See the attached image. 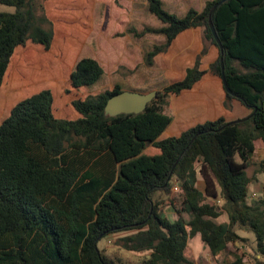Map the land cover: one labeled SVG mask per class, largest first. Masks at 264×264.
Here are the masks:
<instances>
[{
  "label": "trees",
  "instance_id": "1",
  "mask_svg": "<svg viewBox=\"0 0 264 264\" xmlns=\"http://www.w3.org/2000/svg\"><path fill=\"white\" fill-rule=\"evenodd\" d=\"M216 1L180 17L161 0H148L164 25L134 33H161L166 39L146 52V63L152 65L157 54L192 27H200L204 39L219 48L208 19ZM0 3L16 8L0 12L1 88L16 49L32 43L50 50L55 27L38 0ZM212 20L223 54L219 48L210 69L221 77L223 56L234 93L225 89L224 104L231 109L238 99L249 107L253 114L244 121L230 123L220 116L159 139L173 120L166 111L170 95L192 88L205 73L201 58L206 45L185 76L157 89L139 113L105 114L108 99L124 90L118 83L66 101L77 117L55 114L48 87L10 108L0 123V264H125L98 246L102 237L116 232L125 233L119 245L126 250L148 253L139 264H195L191 238L199 235L216 255L229 242L243 245L250 237L242 231L253 235L255 262L264 264L258 262L264 258V186L261 196L252 197L247 173L255 140L264 143V0H227ZM104 74L97 58L82 56L63 94L94 85ZM148 146L159 151L146 153ZM175 184L181 206H175L178 217L172 219L161 206ZM224 212L228 220L217 221Z\"/></svg>",
  "mask_w": 264,
  "mask_h": 264
},
{
  "label": "rangeland",
  "instance_id": "2",
  "mask_svg": "<svg viewBox=\"0 0 264 264\" xmlns=\"http://www.w3.org/2000/svg\"><path fill=\"white\" fill-rule=\"evenodd\" d=\"M45 4L47 15L54 21L55 39L50 52L53 56L45 58L50 59V63L44 62V70H47L49 77L54 72V66L58 60L62 64V77L67 79L77 60L85 55L95 57L99 60L105 69L103 78L94 85L83 87L79 90L71 91L64 95L68 102L73 97H84L89 93L95 94L105 89L113 88L117 83L123 89L136 90L144 89L145 92L162 89L164 86L176 81L172 74H168L161 69V64L165 61L167 51L157 55V62L149 65L144 60L145 54L154 44H160L165 41V35L161 33H145L144 35H135L134 31L142 32L146 27H161L164 24L160 19L150 11L148 0H38ZM163 7L169 12L182 17L190 9L198 11L203 10L208 0H161ZM15 6L0 3V12H14ZM133 30V31H131ZM210 41L206 40V45ZM44 49H42L43 52ZM52 50V51H51ZM46 51V50H45ZM156 55V56H157ZM155 56V57H156ZM19 58L16 54L7 70L5 82H9L16 77L14 70L15 61ZM54 62V65L52 63ZM21 77L20 74H17ZM37 70L34 71L29 84L37 80ZM52 80V79H51ZM66 88H64V92ZM74 90V89H73ZM144 90H136L143 92ZM57 90L54 94L58 101ZM235 100V99H234ZM249 110V107L245 106ZM239 114H245L246 111L241 107ZM247 116V115H246ZM256 153L247 168V173L251 178L249 186L250 192L260 193L264 183V143L261 138L255 140ZM153 147L149 151L153 152ZM180 189L173 187L170 196L165 198L161 206V211L167 217L177 216V208L180 209ZM258 194L255 198H258ZM174 201V203H172ZM223 202V201H222ZM222 204V203H221ZM185 219L189 218L187 212H183ZM218 219V218H217ZM249 236L243 241V250L232 251L225 249L223 255L229 259L236 260V255L246 254L247 260L243 264H256L255 250L253 244V235L242 231ZM124 232H116L102 237L98 246L109 256L120 258L125 264H139L140 261L148 256L147 252H132L119 245V239ZM190 248L191 256L195 259V264H213V253L209 251L206 245L197 240L193 242ZM192 244V242H191ZM234 253L230 257V253ZM237 254V255H238ZM243 254V255H244ZM225 258V257H224ZM223 258V259H224ZM222 259V258H220ZM256 261V262H255ZM258 262H264L260 258Z\"/></svg>",
  "mask_w": 264,
  "mask_h": 264
},
{
  "label": "crops",
  "instance_id": "3",
  "mask_svg": "<svg viewBox=\"0 0 264 264\" xmlns=\"http://www.w3.org/2000/svg\"><path fill=\"white\" fill-rule=\"evenodd\" d=\"M205 45L206 40L203 36V30L200 27H192L182 31L170 45L167 56H165V61L162 62L160 70L163 69L166 73L172 74L173 78L176 80L182 79L186 74L187 67L193 65L196 56L202 51ZM206 46L207 51L201 58V68L205 70L204 75L195 83L192 88L183 90L178 95H170L166 111L172 115L173 120L166 130L160 135L159 139L169 136H178L189 127L206 120L216 119L220 116H224L227 120H234L244 117L250 113V108L249 110L247 108L245 109L244 104L238 99L233 100V107L231 109L225 106L224 102L226 99V90L224 88L222 78L213 73L210 69L211 64L219 57V48L211 42ZM42 49H44L42 46L32 43H28L25 47L16 49L15 55H19V58L14 64V70L16 69V77H13L9 82H4L0 88V123L8 115L10 108L18 100L47 87L51 88L53 91L54 112L57 116H78L77 112L71 110L65 105V102L68 100V98L65 99L66 97H64L63 94L64 88L70 87V73L74 69L76 63L69 72L68 78L65 79L62 77L63 82L60 85V76H62L63 71L61 64L62 61L58 60V63L61 62L59 67H57V63V65L54 66V72L52 73V76L49 77L47 70H44V62H47L48 60L50 63V59H46L45 55H48V57L53 56V52L47 50L45 51V49L42 52ZM157 57H159V55L154 58L156 62ZM52 65H54V62ZM36 70L39 77H37L36 81L29 84V80L32 78V75ZM17 74H20L21 77H18ZM155 88V90L160 89L157 87ZM55 90L58 92V101L56 100V95L54 94ZM75 90L76 89L73 91ZM136 90L144 89L137 88ZM143 92H145V90ZM6 103H9V107L7 109L5 108ZM241 107L246 111L245 114L243 113L241 115L238 113L241 111ZM150 147H153V152L149 151ZM158 151L159 149L154 146H148L145 149V152L149 154H154ZM197 184L201 189L204 188L202 177H199ZM263 186L260 193L253 191L250 192V195L252 197H256L258 194H260L259 196H261L263 193ZM218 200V204H221V199ZM177 217L178 214L177 216L173 215L172 219H176ZM227 220L228 216L226 212L222 213V215L217 219L219 222H225ZM241 234L243 235V233ZM197 240L201 241L199 235L191 238L189 240V248H192V245L194 244L193 242H197ZM243 246L244 245L240 246L238 241L235 243L229 242L225 249L232 250L234 252L239 248L240 249L237 251L243 250ZM205 247L207 248V246ZM223 251L216 255L213 254V264H234L239 257L242 260L239 264H243V262L247 260L245 257L246 254L244 253H240V255L238 253V255L235 254L237 258L234 260L224 256ZM233 252L230 253V257H233Z\"/></svg>",
  "mask_w": 264,
  "mask_h": 264
},
{
  "label": "water",
  "instance_id": "4",
  "mask_svg": "<svg viewBox=\"0 0 264 264\" xmlns=\"http://www.w3.org/2000/svg\"><path fill=\"white\" fill-rule=\"evenodd\" d=\"M225 1L227 0L216 1L210 8L209 17H208L209 26L211 28V31L213 33V36L217 44L219 45V48L222 54H223V45L217 34L216 28L214 26L212 15L215 9ZM220 61H221V68H222L221 78L224 83V87L228 92L233 93L231 88L228 86V83L226 80L225 64H224L223 56H221ZM156 95H157V90H151L149 92H140L136 90H127V89L122 90L121 92L114 94L108 99L105 105V114L110 115V116H115L121 113H139L146 108L147 103L150 102ZM252 114L253 112L248 114L247 116L231 120L230 123L244 121L245 119H248L249 117H251Z\"/></svg>",
  "mask_w": 264,
  "mask_h": 264
},
{
  "label": "built area",
  "instance_id": "5",
  "mask_svg": "<svg viewBox=\"0 0 264 264\" xmlns=\"http://www.w3.org/2000/svg\"><path fill=\"white\" fill-rule=\"evenodd\" d=\"M174 188H175V189H178V185H177V184H175V185H174Z\"/></svg>",
  "mask_w": 264,
  "mask_h": 264
}]
</instances>
